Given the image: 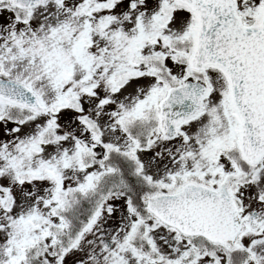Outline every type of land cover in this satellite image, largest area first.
Here are the masks:
<instances>
[{
    "label": "snow or ice",
    "instance_id": "1",
    "mask_svg": "<svg viewBox=\"0 0 264 264\" xmlns=\"http://www.w3.org/2000/svg\"><path fill=\"white\" fill-rule=\"evenodd\" d=\"M0 264H264V0H0Z\"/></svg>",
    "mask_w": 264,
    "mask_h": 264
}]
</instances>
